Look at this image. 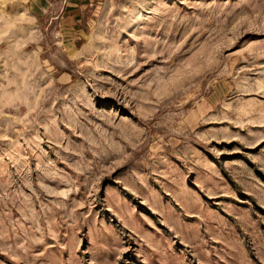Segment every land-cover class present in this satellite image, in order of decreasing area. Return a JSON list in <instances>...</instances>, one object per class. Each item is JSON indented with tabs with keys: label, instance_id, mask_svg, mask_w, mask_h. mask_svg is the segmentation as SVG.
Segmentation results:
<instances>
[{
	"label": "rangeland",
	"instance_id": "obj_1",
	"mask_svg": "<svg viewBox=\"0 0 264 264\" xmlns=\"http://www.w3.org/2000/svg\"><path fill=\"white\" fill-rule=\"evenodd\" d=\"M0 264H264V0H0Z\"/></svg>",
	"mask_w": 264,
	"mask_h": 264
}]
</instances>
